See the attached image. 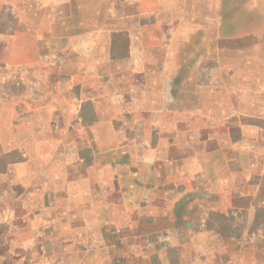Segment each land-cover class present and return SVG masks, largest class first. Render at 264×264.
I'll return each mask as SVG.
<instances>
[{"label":"crops","instance_id":"1","mask_svg":"<svg viewBox=\"0 0 264 264\" xmlns=\"http://www.w3.org/2000/svg\"><path fill=\"white\" fill-rule=\"evenodd\" d=\"M1 3L8 9L24 7L9 0H0ZM25 3L26 8L34 9V3L39 0H25ZM122 3L132 7L122 16L120 28H105L110 33L112 49L107 60L109 68L102 76L104 85L98 90L85 93L84 88L91 86L83 87L81 81H71L63 64L68 50L58 42L45 43L42 56L48 64L41 65L39 70H29L25 82L19 78L18 71L4 70L6 67L0 60V82L10 101L7 114L10 117L6 120L20 113L34 121L35 115L43 111L44 120L52 127L14 130V143L7 146L2 142L0 125V264H264V200L260 198L264 196V125L256 127L257 142L252 143L251 150L260 154L261 159L249 178L215 190L209 186L204 166L194 174L190 190L193 196L201 195L208 202L217 196L231 197L229 205L223 208L210 205L204 213L184 222L192 234H214L207 242H196L192 235L189 244L177 245L165 238V233L172 235L177 225L165 232L148 227L144 220L140 223L146 214L154 216L151 206L155 193L161 202L168 197L160 196L162 171L157 157L153 160L144 157L148 148L158 152L157 138L162 136V129L159 124H153L147 132L145 121L156 120L159 107L154 108V103L151 108L135 105L140 91L147 94L151 88H161L162 78L152 82L151 75L161 74L164 61L146 65L143 48V42L150 39L148 31L162 25L161 5L142 9L140 0H122ZM40 8L48 7L42 4ZM13 14L16 18L17 13ZM158 35V43L151 49L160 51L164 59L170 55L173 37L169 21ZM7 72L14 77L7 80ZM109 81L122 83L126 90L122 96L115 94L112 98V103L120 109L119 115L105 117L98 103L105 96ZM67 85L71 86L67 88ZM21 88L25 93H20ZM14 89L19 91L14 93ZM66 89L74 91L68 101L59 98ZM55 94H59L58 98ZM17 99L29 104L30 110H19ZM0 103H4L1 97ZM71 104L74 112L68 113ZM142 112L146 115L144 119L138 116ZM67 115H70L68 125ZM251 117L264 122V112ZM101 118L113 122L111 132L118 135L116 140L105 141L97 133V126L91 127ZM117 121L123 122L121 129L116 127ZM83 126L90 129L84 137L79 134ZM70 132L73 140L67 143L62 138L67 134L69 137ZM45 136L55 142L50 148L45 146L48 153H53L46 159L41 156L45 151H38L35 146V138ZM209 138L205 141L213 142L216 147L223 142ZM121 149L125 151L121 157L115 153L110 162L98 160L104 152ZM128 159L135 166H129ZM140 166L145 167L144 173ZM110 172L114 173L111 178L102 175ZM126 177H131V186L143 188V196L129 187ZM168 183L171 190L173 186L176 188L174 179ZM190 198L186 194L175 200V217L178 218L182 210L179 208ZM218 245L224 250L218 251ZM249 250L254 255L247 258Z\"/></svg>","mask_w":264,"mask_h":264},{"label":"rangeland","instance_id":"2","mask_svg":"<svg viewBox=\"0 0 264 264\" xmlns=\"http://www.w3.org/2000/svg\"><path fill=\"white\" fill-rule=\"evenodd\" d=\"M9 1L18 2L24 7L8 9L0 4V60L6 67L4 70L18 71L19 78L25 82L29 70H39L41 65L48 64L42 56L45 43L54 42L56 45L58 42L60 47L68 50L63 64L71 81H81L83 87L91 86L84 88L85 93L103 87L102 76L109 68L107 60L112 49L110 33L105 32V28H120L122 16L130 12L132 4L129 7L122 0H43V3L39 0L31 9L25 7V0ZM42 4L48 8H40ZM157 4L161 5L162 25L158 24L148 31L150 39L143 42V48L146 65L157 60L164 61L161 74L151 75L152 82L162 78L161 88H151L147 94L143 93L144 90L140 91L135 105L151 108L154 103V108L159 107L158 118H147L148 121H145L147 132L153 124H159L162 129V136L157 138L158 152L153 153L148 148L144 157L146 160L157 157L162 171L163 190L160 196L168 197L161 202L155 193L151 206L154 216L146 214L140 223L144 220L148 227L165 229V232L177 225L172 235L165 233L166 240L168 238L177 245L189 244L192 235L196 237V242L205 243L214 234H192L184 222L204 213V209L210 205L215 204L220 208L229 205L231 197L217 196V199L215 197L208 202L207 199L202 200L201 195L193 196L190 190L194 174L204 166L209 175V186L223 190L226 188L224 184L232 186L249 178L261 159V155L253 153L251 149L252 143L257 142L256 127H261L264 122L255 121L251 116L264 112V0H140L142 9L153 8ZM13 12L17 13L16 18ZM166 21L170 23L173 37L169 45L170 55L163 59L160 51L151 48L158 43V34L164 32ZM31 30H34L33 34ZM151 53L155 57H150ZM10 76L14 77L7 72L5 77L8 80ZM106 83L109 87L98 106L105 117L119 115L120 109L112 103V98L122 96L126 89L117 81ZM2 86L0 82V97L4 101L0 103L3 144L10 146L14 143V130H48V125L52 128L44 120L43 111L35 115L34 121L29 115L20 113L18 117L6 120L10 117L7 115L10 101ZM70 86L67 85V88ZM17 91L19 89L13 90L14 93ZM22 92L25 93L21 88ZM58 95L55 94V98ZM72 95L74 91L66 89L59 98L68 101ZM16 104L23 112L24 109L30 110V105L25 101L17 99ZM67 112H74L72 104L68 105ZM138 116L146 118L143 112ZM68 117L70 115H67L66 125L69 123ZM101 119L91 127L97 126V133L104 136L105 141L116 140L118 135L112 134L113 122ZM115 124L121 129L123 122L117 121ZM88 127L79 129L82 137L89 135ZM71 133L62 139L71 142ZM207 137L223 142L216 147L213 142L205 141ZM35 139L37 150L47 152L41 156L44 159L50 157L53 153H48L45 146L50 148L55 142L49 136ZM146 139L149 141L148 137ZM124 152V149L116 152L110 150L100 154L98 160L110 162L115 153L121 157ZM128 161L129 166H135L132 159ZM140 167L144 173L145 167ZM146 170L148 176L149 169ZM102 175L111 178L114 173ZM171 178L175 182L174 190L168 183ZM130 181L131 177H126L125 182L129 183V187L143 196V188L131 186ZM186 194L192 198L179 208L182 210L177 218L174 214L175 200ZM260 198L264 200V196ZM220 246L217 250L223 251ZM247 253V258L254 255L251 250Z\"/></svg>","mask_w":264,"mask_h":264}]
</instances>
